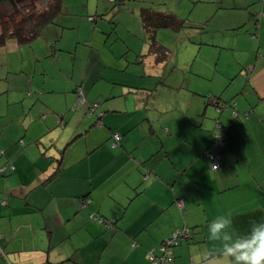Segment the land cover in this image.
I'll use <instances>...</instances> for the list:
<instances>
[{
	"label": "crops",
	"instance_id": "1",
	"mask_svg": "<svg viewBox=\"0 0 264 264\" xmlns=\"http://www.w3.org/2000/svg\"><path fill=\"white\" fill-rule=\"evenodd\" d=\"M238 1L245 15L227 30L251 36L247 48L236 41L230 70L201 56L212 45L182 34L183 49L200 47L198 56L161 70L147 42L130 40L138 14L115 31L109 0H64L54 41L0 49V167H14L0 173V264H149V251L185 228L175 264H242L264 228V0ZM78 51L88 58L81 75ZM69 55L68 81L60 61ZM47 58L52 67L38 70ZM145 70L159 81H138ZM10 74L23 81L20 99L7 96ZM115 133L122 137L112 147ZM217 221L225 227L213 235Z\"/></svg>",
	"mask_w": 264,
	"mask_h": 264
},
{
	"label": "rangeland",
	"instance_id": "2",
	"mask_svg": "<svg viewBox=\"0 0 264 264\" xmlns=\"http://www.w3.org/2000/svg\"><path fill=\"white\" fill-rule=\"evenodd\" d=\"M22 4L20 5L19 12L18 10L12 8L8 4H3L0 6V22L4 20H11L18 17L20 11L27 10H37L42 8L44 3L42 0H22ZM142 6H152L161 11L175 14L176 16L182 18L186 21V28L181 30V32L177 33L172 31L171 29H161L158 32V40L160 43L165 45L170 50L169 59L166 63H160L161 70H168L172 64L178 65L183 63L185 58L191 56H198L200 47H196L194 45H190L189 50L183 49L180 41L178 40V36L182 34L183 37H187L191 43H204L212 45L210 47H205L202 53L208 59H212L213 62H218L220 67L225 66L229 67V70L232 69L233 66L237 62V45L236 41L240 38L241 43L247 48L248 47V39L246 36H251L246 30L242 31L240 34H235L233 31L227 30L233 27L236 23V19L238 16L245 15L244 10L239 5L238 0H130V3L122 6H116L115 4H111L109 7V15L108 20L113 18L112 27H114L115 31H124L128 29L133 23V15L134 12L138 14L137 18V28L136 31L131 34L130 40L136 45L147 44L145 41V35L143 37L142 23L139 15L140 7ZM120 9H122L120 11ZM123 10H130L131 12H123ZM92 26V25H91ZM54 25H49L48 28L43 32L41 37L38 39V43H46V39L55 40V36L53 34ZM93 29V27H92ZM164 34V37H162ZM115 33L112 31L110 36L115 38ZM213 37H215L216 42H212ZM51 41V42H52ZM183 49V50H182ZM221 58V60H220ZM51 58H47L46 61H43L42 64H38V70L49 69L52 67ZM196 60V59H192ZM54 62H57L54 59ZM61 62L63 68H61L62 72L66 80H71L69 75L72 73L74 67V57L69 55L65 57ZM88 63V58L86 57L83 51H78L76 56V71L78 75L83 74ZM134 63V62H132ZM138 63V62H137ZM149 60L146 59L144 64L138 63V68L140 72L143 70L149 69ZM177 67V66H176ZM4 66L0 64V70H4ZM246 73L248 69H245ZM236 71V70H235ZM42 74L40 73L37 78H41ZM144 80L145 83H155L159 81L158 77H148V73L145 70L144 76H141L138 81ZM136 80V78H134ZM9 93L7 96H12L15 99H20L21 89L24 87L23 81L20 78V74L18 75H9ZM19 84L21 87L18 89V85L16 89H14V85ZM55 86L61 87L64 86L63 82L56 81ZM30 92H25V96L29 95ZM35 95V94H34ZM37 96V95H35ZM77 109V108H76ZM73 110V109H72ZM86 112L87 106H86ZM85 114V112H84ZM94 115V114H93ZM86 116V114H85ZM89 116V115H88ZM81 149H84L82 147Z\"/></svg>",
	"mask_w": 264,
	"mask_h": 264
},
{
	"label": "trees",
	"instance_id": "3",
	"mask_svg": "<svg viewBox=\"0 0 264 264\" xmlns=\"http://www.w3.org/2000/svg\"><path fill=\"white\" fill-rule=\"evenodd\" d=\"M21 2L22 0H0V6L8 4L19 12ZM42 2L44 3L42 8L27 11L23 9L15 19L0 22V49L6 47L10 41L30 46L41 37L49 25H54L56 28L59 18L65 15L64 0H42ZM110 2L119 4V0ZM140 16L145 39L149 45V54L155 56L157 62L166 61L169 58V50L159 43L157 33L159 29H171L175 32L184 30L186 21L175 14L152 6L142 7ZM100 19L101 16L90 17L89 21L95 23ZM53 31L55 32L54 28Z\"/></svg>",
	"mask_w": 264,
	"mask_h": 264
},
{
	"label": "built area",
	"instance_id": "4",
	"mask_svg": "<svg viewBox=\"0 0 264 264\" xmlns=\"http://www.w3.org/2000/svg\"><path fill=\"white\" fill-rule=\"evenodd\" d=\"M110 1H114V0H110ZM78 99L81 105L85 104L86 102L85 94L83 93L81 89L78 90ZM98 107H99L98 103L93 104L90 108V113L93 114ZM235 115L237 114L235 113ZM217 127H221L219 122H217ZM121 137L122 136L119 133H115L113 135L114 141L112 143V147L118 146L121 140ZM223 145H224L223 138L220 135H216L214 142H213L214 148L219 149ZM206 156L210 160L213 170H218L221 167V164L219 160L217 159L216 151L207 152ZM13 168L14 167L12 163L6 164L0 167V173H4L8 169L13 170ZM178 204L180 205L181 208L184 207L182 200H180ZM83 206L85 207L86 203H84ZM90 219L108 228H111L113 225V221L104 220L100 216H97L94 214L90 215ZM190 232L191 230L187 228L183 230L177 229L173 231L159 248L158 247L153 248L149 251V254H148L149 264H175L174 248L178 246L182 240L188 239L190 236Z\"/></svg>",
	"mask_w": 264,
	"mask_h": 264
},
{
	"label": "clouds",
	"instance_id": "5",
	"mask_svg": "<svg viewBox=\"0 0 264 264\" xmlns=\"http://www.w3.org/2000/svg\"><path fill=\"white\" fill-rule=\"evenodd\" d=\"M225 227V222H214L210 227V232L214 235ZM253 241L245 247L247 252L238 259L242 260V264H264V228L256 230L253 233ZM231 251V250H230Z\"/></svg>",
	"mask_w": 264,
	"mask_h": 264
},
{
	"label": "bare ground",
	"instance_id": "6",
	"mask_svg": "<svg viewBox=\"0 0 264 264\" xmlns=\"http://www.w3.org/2000/svg\"><path fill=\"white\" fill-rule=\"evenodd\" d=\"M263 15H264V14H263ZM187 229H188V228H187ZM184 240H185V239H184ZM176 247H177V246H176ZM176 247H175V248H176ZM158 248H159V247H158ZM175 248H174V249H175Z\"/></svg>",
	"mask_w": 264,
	"mask_h": 264
}]
</instances>
